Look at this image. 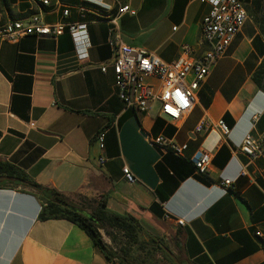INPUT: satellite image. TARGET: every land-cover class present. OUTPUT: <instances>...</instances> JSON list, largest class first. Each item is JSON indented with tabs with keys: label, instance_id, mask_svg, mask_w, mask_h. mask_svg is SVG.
Masks as SVG:
<instances>
[{
	"label": "crops",
	"instance_id": "1",
	"mask_svg": "<svg viewBox=\"0 0 264 264\" xmlns=\"http://www.w3.org/2000/svg\"><path fill=\"white\" fill-rule=\"evenodd\" d=\"M239 1L247 21L210 70L192 110L173 122L157 104L141 114L117 98L112 69L99 68L112 57L108 20L127 5L135 14L118 19L120 40L171 62L182 44L192 46L195 57L207 50L200 25L208 3L49 0L43 6L0 0V27L37 13L44 24H87V40L76 42L67 32L17 42L0 38V159L88 214L101 204L111 214L134 217L190 263L264 264V159L250 162L238 151L247 135L264 131V93L252 79L264 58V27L254 10L257 0ZM59 5L69 7L67 18ZM77 7L102 15L94 22L91 11L81 17ZM84 50L87 57L80 59ZM220 119L230 128L227 137L195 134L200 122ZM102 131L101 151L94 136ZM159 135L186 144L184 157L154 148L149 140ZM200 148L213 150L209 184L199 180L190 161ZM99 156L106 159L103 166ZM124 166L135 184L124 181ZM224 180H231L229 187L221 185ZM42 205L29 189H0V264H118L108 262L73 223L41 221ZM179 218L184 226L176 224Z\"/></svg>",
	"mask_w": 264,
	"mask_h": 264
},
{
	"label": "built area",
	"instance_id": "2",
	"mask_svg": "<svg viewBox=\"0 0 264 264\" xmlns=\"http://www.w3.org/2000/svg\"><path fill=\"white\" fill-rule=\"evenodd\" d=\"M43 6L49 5V0H33ZM92 1V0H91ZM210 5V11L203 17L200 25V42L207 46V50L199 57L194 56V48L188 44L180 46V54L171 61L160 59L154 52L135 48L124 44L118 33V19L123 14L134 15L135 12L124 5L120 14H115L113 20H108L107 45L112 51L108 62L99 66L100 71L106 73L108 67L112 69L113 86L117 98L126 109L147 114L153 104L159 107V114L173 122L182 120L193 108L196 95L206 81L210 70L222 58L235 36L241 31L248 19L246 6L239 0H200ZM62 8L63 18L69 16V7ZM77 12L84 17V11H91L94 22L100 10H89L77 7ZM40 13L32 14L28 21H10L0 27V38L5 41L17 42L29 35L58 38L67 32L76 42L87 40L86 23H55L44 24L40 21ZM176 28H173L175 30ZM80 59L87 57L86 51L78 54ZM33 125V124H32ZM195 134L217 133L223 137L230 134L229 126L220 119L217 122H200L194 130ZM105 131L94 136V142L102 151L104 149ZM150 144L160 152L184 157L186 144H179L172 138L162 135L149 140ZM238 151L250 162L264 159V131L253 137L247 135L238 146ZM213 150L200 148L190 158L199 175L207 176L213 159ZM106 159L99 156L98 164L103 166ZM123 179L128 184H135L136 178L127 166L122 168ZM241 172L240 175H244ZM231 180H224L222 186L229 187ZM168 219L169 216H165ZM178 226H184L185 220H175Z\"/></svg>",
	"mask_w": 264,
	"mask_h": 264
},
{
	"label": "trees",
	"instance_id": "3",
	"mask_svg": "<svg viewBox=\"0 0 264 264\" xmlns=\"http://www.w3.org/2000/svg\"><path fill=\"white\" fill-rule=\"evenodd\" d=\"M252 79L256 87L264 93V58ZM198 178L205 184L210 183L205 175H200ZM19 187L29 189L42 202L39 213L41 221L62 219L78 226L88 235L94 247L108 262L139 264L133 258L131 251L134 246L144 251L145 245H148L155 253L154 264H193L187 261L180 252L174 254L161 238L147 234L134 217L127 214H111L101 204L88 214L63 194L36 184L22 170L0 159V189ZM71 208L79 209L86 214L74 212ZM101 231L112 244L120 245L119 250L104 241ZM142 235L148 238V243L145 245L140 240Z\"/></svg>",
	"mask_w": 264,
	"mask_h": 264
},
{
	"label": "rangeland",
	"instance_id": "4",
	"mask_svg": "<svg viewBox=\"0 0 264 264\" xmlns=\"http://www.w3.org/2000/svg\"><path fill=\"white\" fill-rule=\"evenodd\" d=\"M255 13L256 16L260 22V24L264 27V0H257V3L255 5ZM111 232L113 235L115 234L113 231H109ZM101 234L104 238V240L108 241L110 245H112L115 249L119 250V246L120 245H114L111 243L110 239L104 234L103 231H101ZM163 240V242L169 247V249L171 251L172 247L170 246L169 242L165 240L164 237H159ZM142 243L145 245L146 243H148V238L145 235L141 236ZM145 250H140L139 248H137L136 246L133 247L131 254L133 256V258L139 263V264H154L155 262V253L152 250V247L150 246H146L145 245Z\"/></svg>",
	"mask_w": 264,
	"mask_h": 264
},
{
	"label": "bare ground",
	"instance_id": "5",
	"mask_svg": "<svg viewBox=\"0 0 264 264\" xmlns=\"http://www.w3.org/2000/svg\"><path fill=\"white\" fill-rule=\"evenodd\" d=\"M124 8V5H122V6H119L118 7V11H117V14H120L121 12H122V9ZM114 18V17H113ZM113 18H111L110 20H113ZM4 25H7V23L6 24H4Z\"/></svg>",
	"mask_w": 264,
	"mask_h": 264
},
{
	"label": "water",
	"instance_id": "6",
	"mask_svg": "<svg viewBox=\"0 0 264 264\" xmlns=\"http://www.w3.org/2000/svg\"><path fill=\"white\" fill-rule=\"evenodd\" d=\"M71 210H73L74 212H79V213H82V214H86L84 211H81V210L76 209V208H71Z\"/></svg>",
	"mask_w": 264,
	"mask_h": 264
}]
</instances>
